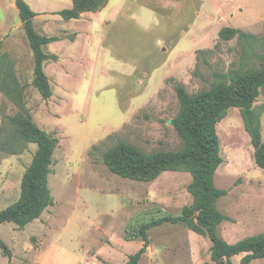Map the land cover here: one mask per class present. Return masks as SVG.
<instances>
[{"label":"rangeland","instance_id":"obj_1","mask_svg":"<svg viewBox=\"0 0 264 264\" xmlns=\"http://www.w3.org/2000/svg\"><path fill=\"white\" fill-rule=\"evenodd\" d=\"M42 46L50 94L34 83V55L15 0H0V211L20 197L38 144L33 127L54 141L47 187L52 198L20 228L0 224V264H264V252L217 261L211 241L178 217L193 203L184 169L152 177L112 171L104 154L120 142L144 152L180 150L172 124L177 88L194 95L261 66L264 0H94L75 16L73 0H25ZM223 28L243 31L221 37ZM252 108L264 142V88ZM221 162L213 182L228 244L264 233V169L240 109L216 123ZM196 222V213L190 217Z\"/></svg>","mask_w":264,"mask_h":264},{"label":"trees","instance_id":"obj_2","mask_svg":"<svg viewBox=\"0 0 264 264\" xmlns=\"http://www.w3.org/2000/svg\"><path fill=\"white\" fill-rule=\"evenodd\" d=\"M75 16L80 11L93 6L94 0H73ZM19 17L24 23L28 41L34 55V83L39 92L47 96L50 87L42 68L45 57L42 46L55 40L54 37L41 36L34 32L31 18L35 15L25 0H15ZM238 34L245 41L256 38L243 31L223 28L221 37H231ZM264 88V50L261 55V66L254 69H239L235 71L228 84L219 83L208 91L187 94L183 88H177L180 109L172 119V124L183 139L180 150L167 152H141L132 146L120 142L116 147L104 154L108 167L126 177H152L164 170H187L192 180L188 185L193 194V203L185 208L178 217H164L152 224L163 221L186 222L193 230L205 234L211 241V257L217 261L224 257L243 251L264 252V233L241 240L234 244L226 243L217 232V224L222 216L215 210V201L223 194V190L215 187L213 177L221 162L219 156V141L216 133V123L231 107L240 109L244 129L250 137L255 149V161L264 169V142L261 137L258 113L252 108L259 90ZM34 133L25 132L24 136L38 144V149L26 169L19 199L12 205L0 211V224L13 222L20 228L39 217L40 213L52 204V198L47 187L48 165L54 141L43 131L35 128ZM196 213V222L190 217ZM0 244H2L0 242ZM144 252L140 248L125 264H137Z\"/></svg>","mask_w":264,"mask_h":264}]
</instances>
